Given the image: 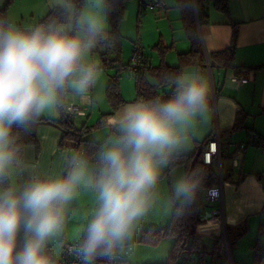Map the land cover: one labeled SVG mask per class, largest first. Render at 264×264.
<instances>
[{"label": "clouds", "instance_id": "9594fccd", "mask_svg": "<svg viewBox=\"0 0 264 264\" xmlns=\"http://www.w3.org/2000/svg\"><path fill=\"white\" fill-rule=\"evenodd\" d=\"M60 18L28 28L0 17V264H58L74 202L94 197L74 251L82 264L131 256L141 222L160 205L162 169L190 145L209 112L210 90L198 70L163 77L168 99L153 96L125 105L89 150L66 156L61 173L37 175L21 156V131L46 114L90 105L101 69L89 59L109 42L112 0H50ZM17 129L21 131H16ZM200 177H180L176 201L194 199ZM171 200L166 201V207ZM22 242L18 245V238Z\"/></svg>", "mask_w": 264, "mask_h": 264}, {"label": "crops", "instance_id": "0c3cea01", "mask_svg": "<svg viewBox=\"0 0 264 264\" xmlns=\"http://www.w3.org/2000/svg\"><path fill=\"white\" fill-rule=\"evenodd\" d=\"M165 2L166 7L159 10V16L166 18L170 27L171 22L176 20L181 22L182 25L175 0H165ZM136 4L139 10H144L139 7L138 0H136ZM126 12L127 10H125ZM233 22L237 23L238 29L233 65L227 68L216 64L210 65L209 53L225 49L229 45ZM180 27L184 37L176 38L173 34L167 39L164 38L163 34H160L161 38L159 37L162 45L168 48L164 54V62L170 66L177 65L178 54L186 52L190 47L183 25ZM197 30L202 43L203 59L197 63L186 65L183 69L198 70L207 80L210 90L208 97L209 112L204 121L197 125L190 145L177 154L197 152L202 142L215 132L219 133L222 145L245 140L249 133H264V112H260V109L264 108V68H259L260 65H264V0H231L228 16L210 8L208 20L197 24ZM99 49L103 50L102 47ZM171 53L174 55H170ZM157 56L158 60L155 62L157 64H154V62L152 64L146 58L147 63L151 66L159 65L161 57L159 53ZM239 68H248L251 78L243 83L231 81L230 77ZM100 76L99 78L102 79L104 88H106L112 76L109 80H106V78L104 80V75L100 74ZM97 82L99 83V80ZM151 82L154 83V80L151 79ZM97 87L98 84L96 83L92 90ZM161 88H158V92L161 94L169 93L172 90H167L168 86L163 91H161ZM90 96L93 98L91 92ZM135 98L129 101L126 100V103L135 102ZM76 105L83 114H75L72 120L76 126L80 127L86 124L83 121V117L86 116L85 110L90 108L93 103L90 105L77 103ZM239 111L248 114L246 125L252 131L251 129H241L233 133L220 134L233 125L235 116ZM110 112L111 110L103 114ZM60 116L61 112H52L42 116L32 127L36 144H27L24 147L23 160L28 165L29 170L37 175L61 173L65 166L66 156L76 151L70 141L64 142L63 146L60 145L65 131L53 121L59 119ZM257 122H260V124H257ZM257 147H264V145H250L247 147L240 159L238 168L232 169L230 160V163L223 169V222L221 219L211 221L205 218L211 221L209 229L212 239L207 240L211 244H214L215 239L222 235L223 223L224 225H235L246 221L247 233L231 248V257L234 264H252L258 254L261 256L259 264H264V240L255 235L256 233L259 236L260 226L264 224V148ZM174 168V170H179L178 166ZM172 170L168 173L170 181ZM183 173L185 176V169H183ZM85 194L87 193L81 194L78 200L74 202V215L67 226L64 244L75 246L80 239L79 229L89 216L94 203L92 194L88 193L87 197H85ZM207 205L203 209V217L210 210V205ZM62 250L63 248L53 246V251L57 252L58 259L61 258ZM117 257L129 263L127 258L130 259L131 256Z\"/></svg>", "mask_w": 264, "mask_h": 264}, {"label": "trees", "instance_id": "16d2710c", "mask_svg": "<svg viewBox=\"0 0 264 264\" xmlns=\"http://www.w3.org/2000/svg\"><path fill=\"white\" fill-rule=\"evenodd\" d=\"M12 1L14 0H6L5 4L0 7V17H8L7 7ZM127 1L128 0H112L113 9L108 21L110 28L107 29L109 42L101 43L96 47V49L101 47L103 48L100 52L103 66H107L108 64L114 65L116 64L115 62H119V58L121 56V34L119 31V25L124 19ZM142 1L143 0H138L140 8V3ZM230 1L231 0H175V5L180 12L185 36L190 44L189 50L179 53L177 65L170 66L164 62V54L168 48L164 47L161 41L154 45V48L158 50L161 57V62L157 66H151L147 63L146 57L144 56L143 64L136 72L133 73L136 92L135 101L148 99L157 95L161 96L163 99H168L173 95V88H167L168 84L161 83V80L166 75L178 73L184 68V66L197 63L203 59L202 43L197 30V24L208 20L210 8L218 10L228 16ZM50 17L60 18V12L51 7L45 17L42 18L38 24L44 23ZM232 27L233 30L229 45L225 49L209 53L210 65L216 64L224 68L233 65L238 34L237 23L233 22ZM107 61L109 62L108 64L106 63ZM259 68H264V65H260ZM151 79L154 80V83L151 82ZM163 86H166L167 90L172 89L171 92L164 94L159 93L158 88ZM105 95L111 107V112L101 115L100 125H102L103 121L109 120L120 108V106L126 103L122 98L119 82L116 76L111 77V80L105 88ZM260 112H264V108H261ZM247 116L248 114L245 112H237L233 125L225 131H222L220 134L233 133L241 129L250 130L251 128L246 125ZM53 121L61 126L65 131L60 141L61 146H63L64 142L70 141L73 143L74 150H80L81 147H84V150L91 151L89 149L90 140L85 139L88 127L85 125L80 127L76 126L72 117L67 116L63 111H61L60 118L54 119ZM16 131L21 130L17 129ZM252 134L255 136L252 145H264V133L254 132ZM213 135L207 137L202 142V145L197 152L191 154H176L164 172L167 174L174 167L183 166L185 169V175H192L193 173H196L200 177V184L194 199L190 202H186L184 206L176 205L174 207L172 218L165 227L144 230L140 233L139 241L149 245H156L164 237H171L173 239L167 258V262L169 263L176 262L177 264H191L189 263V259L191 257H196L199 262L206 261L210 264L220 263V261L218 263V260H221V255L218 253V245L221 236L215 239L212 250L209 253L210 258L208 259V253L204 249V245L202 243V234L197 232L198 225L206 220L203 219V209L206 205L203 195L208 187L218 181L216 170L212 166L201 161L203 151L209 140L212 139ZM21 136V156L23 159L24 147L27 144H36V139L32 128L28 133L21 131ZM226 146L227 145L221 144L223 149ZM222 178L224 179V174L222 175ZM247 230L248 226L246 221H242L235 225H225L226 236L230 249L247 233ZM260 232H264V224L260 226ZM21 242L22 237L18 238V245ZM184 254L186 257L182 256ZM260 258L261 256L258 254L254 261L256 262L260 260ZM97 262H104L108 264L127 263L125 260H117V258L111 261L106 258H100Z\"/></svg>", "mask_w": 264, "mask_h": 264}, {"label": "rangeland", "instance_id": "374dc122", "mask_svg": "<svg viewBox=\"0 0 264 264\" xmlns=\"http://www.w3.org/2000/svg\"><path fill=\"white\" fill-rule=\"evenodd\" d=\"M5 2L6 0H0V7L3 6ZM135 2L136 0L127 1V12L119 25V31L121 34V56L119 62H115L116 64L114 65L108 64L107 66H103L100 56L101 49L95 48L89 53V59L99 65L101 69L100 74L104 75V80L105 78L106 80H109L111 76L117 77L122 98L125 102L126 100H133L136 97L134 75L132 72H128L125 69L132 53V46L135 43H139L144 56L149 59L152 64L153 62L154 64H157L155 62L158 60V50L154 48V45L160 42V34H163L166 39L170 38L172 34L176 38L184 37L182 28H179V26H182L181 22H177V20L172 21L170 27L168 20L159 16V11L153 12L149 10H139L137 4L135 5ZM50 8V0H14L7 7V16L10 17L18 27L28 28L37 25L39 21L45 17ZM107 28H110L109 22ZM170 55L173 56L174 54L171 53ZM98 80V87L95 90L90 91L93 96V105L85 110L86 116L83 117V121L86 123L85 126L88 127L85 139L90 141L94 138L102 139L108 134V131L102 128L100 123L101 114L111 110V107L105 95L103 81L100 78ZM163 90H166V86L161 88V91ZM257 124H260V122H257ZM257 148L262 149L264 147ZM81 150L83 151L84 147H81ZM229 163L230 157L228 155L224 156L222 158V169H224ZM174 169L172 170L173 172H171V181L169 179L170 176L168 177V173H164L166 167L162 169L158 185L162 196L161 203L149 213L148 217L141 222L137 229L135 236V251L130 259L127 258L129 261L128 264H143L144 262H149L151 264H176V262H167L168 254L173 243L171 237L162 238L156 245H149L139 241L140 233L142 231L165 227L172 218L174 207L176 205L184 206L186 203L176 201L172 197V187L174 183L180 177L184 176L183 166H178L179 170ZM88 195V193L85 194V197ZM169 200H171V203L166 207V201ZM206 206L208 205L206 204ZM210 223L211 221L205 220L197 227V232L202 234V243L204 249L208 253V259L210 258L209 253L213 247V243L211 244V242L207 241L212 239L209 229ZM255 235L256 237H260L261 240H264V232H260L259 236L256 233ZM120 256L124 257V255ZM182 256L186 257L185 254ZM260 260L253 262L252 264H259Z\"/></svg>", "mask_w": 264, "mask_h": 264}, {"label": "built area", "instance_id": "2783aa9c", "mask_svg": "<svg viewBox=\"0 0 264 264\" xmlns=\"http://www.w3.org/2000/svg\"><path fill=\"white\" fill-rule=\"evenodd\" d=\"M141 8L144 10H149L157 12L166 7L165 0H143L141 3ZM144 61V54L139 43H135L132 48V53L125 69L128 72H136ZM109 63L108 61L106 62ZM251 78V73L248 68L239 69L235 74L230 77V80L237 83H243ZM168 88H171L167 85ZM69 117H73L75 114H83L80 108L76 105L71 113L65 112ZM254 134H249L245 140L232 142L228 144L224 149L221 147L219 133L215 132L212 139L209 140L206 148L201 156V161L205 164L212 166L217 173L218 181L208 187L204 193V201L210 205V210L206 219L211 221L221 219L223 222V193H222V158L224 156H229L231 160L232 169L239 167L240 159L243 156L245 150L248 146L252 145L254 142ZM74 246L70 244H64L61 258L58 259V264H82L81 258L74 252ZM218 253L221 255V260L219 264H234L231 257V249L226 236L225 225L223 223V232L218 245ZM117 260L120 259L116 257ZM191 264H210L206 261L199 262L196 257H191ZM96 264H108L104 262H97ZM121 264V263H120ZM128 264V263H126ZM149 264V263H143Z\"/></svg>", "mask_w": 264, "mask_h": 264}, {"label": "water", "instance_id": "95a60500", "mask_svg": "<svg viewBox=\"0 0 264 264\" xmlns=\"http://www.w3.org/2000/svg\"><path fill=\"white\" fill-rule=\"evenodd\" d=\"M132 103V102H131ZM127 104H129V103H125V104H123L122 106H120V108L115 112V114L109 119V120H111V119H113L120 111H121V109L125 106V105H127ZM207 215H208V212L207 213H205V215H204V219L207 217Z\"/></svg>", "mask_w": 264, "mask_h": 264}]
</instances>
